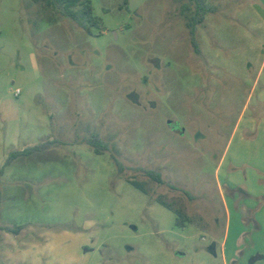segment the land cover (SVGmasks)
Listing matches in <instances>:
<instances>
[{"label":"rangeland","instance_id":"obj_1","mask_svg":"<svg viewBox=\"0 0 264 264\" xmlns=\"http://www.w3.org/2000/svg\"><path fill=\"white\" fill-rule=\"evenodd\" d=\"M206 2L196 53L186 0H91V33L0 0V169L50 142L4 168L0 225L21 229L1 231V264H220L219 233L196 229L222 226L215 174L239 116L264 117V0Z\"/></svg>","mask_w":264,"mask_h":264},{"label":"crops","instance_id":"obj_2","mask_svg":"<svg viewBox=\"0 0 264 264\" xmlns=\"http://www.w3.org/2000/svg\"><path fill=\"white\" fill-rule=\"evenodd\" d=\"M216 170L222 226L196 230L219 233L209 249L220 264H264V117L239 116Z\"/></svg>","mask_w":264,"mask_h":264},{"label":"trees","instance_id":"obj_3","mask_svg":"<svg viewBox=\"0 0 264 264\" xmlns=\"http://www.w3.org/2000/svg\"><path fill=\"white\" fill-rule=\"evenodd\" d=\"M29 1H32L34 3H38V2L44 3L46 6L50 7L51 9H54L60 12L63 16L71 19L77 26H79V28H81L82 30L88 33H91V29L93 27L100 26V18L94 15L91 0H29ZM126 1L127 0H124V4H126ZM213 11H214L213 7L207 4L206 0H186V3H183L182 5L181 13L185 15V20H186L185 25L190 35L191 44L196 53H199V49L195 41L196 27L203 22L207 14L212 13ZM88 143L90 144L92 149H94L95 153H101V149L102 148L104 149L103 144L95 135H93L92 138L89 139ZM49 145L50 142L47 141V142L39 143L34 146L24 148L22 150L10 152L4 166L0 169V181H1V176L4 173V168L12 160L17 158L18 156H28L35 152L45 150L46 148H48ZM147 174L157 183L159 184L163 183L161 176L157 172L149 171ZM128 182L132 184L135 188L145 192L140 183L130 180H128ZM1 196L2 195L0 191V204H1ZM156 201L161 205H163L164 207L169 208V210L173 211L176 214L175 225L184 227L183 222L185 218L180 210L174 209L169 203L163 201L160 198H157ZM20 229L21 226L2 227L0 225V243L2 240L1 233L3 231H7L8 233H11L12 235L16 236L20 232Z\"/></svg>","mask_w":264,"mask_h":264},{"label":"built area","instance_id":"obj_4","mask_svg":"<svg viewBox=\"0 0 264 264\" xmlns=\"http://www.w3.org/2000/svg\"><path fill=\"white\" fill-rule=\"evenodd\" d=\"M19 92H20V91L17 89V90L15 91V94H16V95H18V94H19Z\"/></svg>","mask_w":264,"mask_h":264},{"label":"water","instance_id":"obj_5","mask_svg":"<svg viewBox=\"0 0 264 264\" xmlns=\"http://www.w3.org/2000/svg\"><path fill=\"white\" fill-rule=\"evenodd\" d=\"M84 251H87V249H84Z\"/></svg>","mask_w":264,"mask_h":264}]
</instances>
